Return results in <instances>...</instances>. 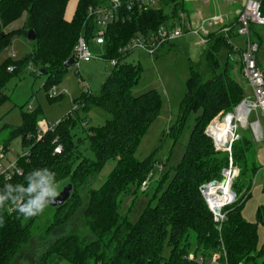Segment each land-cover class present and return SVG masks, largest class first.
<instances>
[{"label":"trees","instance_id":"16d2710c","mask_svg":"<svg viewBox=\"0 0 264 264\" xmlns=\"http://www.w3.org/2000/svg\"><path fill=\"white\" fill-rule=\"evenodd\" d=\"M121 1L124 3L121 17L108 29L104 54L108 60L118 58L119 64L113 67L98 93L85 92L78 100L87 109L98 106L112 116L104 125L88 128L90 148L96 158L91 159L79 150L72 133L77 123L72 114L59 121L54 130L39 136L40 109L23 112V123L10 130L11 138L22 137L27 152L16 162L21 174L10 178L0 174V195L26 202L27 197L20 195L16 184L27 186L26 176L43 168L56 174V182L64 180L65 185L70 182L74 185L71 198L64 205L54 207V220L40 236L46 250L36 264H198L187 259L191 252L207 259L220 253V264H264V241H260L259 235V226H264V204L258 207L255 221L243 215L252 196L254 180L263 167L257 158L255 140L249 134L238 133L239 139L232 145L235 165L240 168L234 183L237 200L227 208L228 218L221 230L201 190L203 185L221 180L223 169L229 165V153L216 150L207 128L218 114L233 112L246 97L240 51L231 43V38L237 35L238 15L231 22L233 28L228 35L215 31L208 36L203 69L194 65L189 68L178 119L166 135L175 142L188 116L192 112L201 113L174 175L166 187L165 180L158 179L152 201L138 221H131L128 213L122 212L124 199L135 196L134 201L137 200L140 192L147 191L142 188L144 182L154 180L159 161L154 155L139 159L136 151L159 114L162 97L154 89L138 96L133 94L142 66L126 62L119 49L134 35L175 25L179 12L187 11L188 7L183 0H161L147 11H134L128 9V0ZM69 2L0 0V53L11 45L16 35L27 38L29 30L37 35L30 54L21 61L9 58L0 64V105L8 99L4 90L12 77L30 64L39 66V72L46 70V88L50 90L57 85L67 73L65 63L73 58L79 36L85 32L88 39L92 37L94 24L87 18L88 9L106 0H79L71 20L66 18ZM24 16L22 27L5 31ZM251 31L261 49L262 33L256 25L251 26ZM225 47L229 55L225 69L219 71V53ZM222 127L223 123H215L210 132L214 134ZM222 135L229 140L224 132ZM58 144L63 147L61 153L55 152ZM4 147L7 150L8 143ZM111 158H117L115 168L99 188H93L94 180ZM9 183L11 191L6 186ZM82 188H87L85 195L80 192ZM9 199L0 206L3 207L0 209V264H12L34 235L36 216L18 215L16 207L8 205ZM83 207L91 237L72 232L49 240L54 228L69 222Z\"/></svg>","mask_w":264,"mask_h":264},{"label":"rangeland","instance_id":"374dc122","mask_svg":"<svg viewBox=\"0 0 264 264\" xmlns=\"http://www.w3.org/2000/svg\"><path fill=\"white\" fill-rule=\"evenodd\" d=\"M76 3L77 0H71L70 9ZM216 3V7L215 4L211 7L209 5L205 7V9H208V14L218 10L233 20L236 15L234 11L240 8L241 1L232 0L233 5L230 4L228 0H218ZM229 18L228 22L230 21L229 23H231L232 21ZM21 22L22 21L19 20L14 23L12 30L19 28ZM178 24H180V21ZM256 28L263 35L262 48L258 53V59L264 67V27L256 26ZM251 35L253 39H256L252 31ZM246 40V36L237 34L231 38V43L238 48H244ZM199 41V36L197 37L193 33H185L180 39L165 45L156 56H150L137 51L131 53L125 59L128 63L140 64L142 66V75L138 84L135 85L132 90L133 94L138 96L154 89L160 93L162 97V105L159 114L143 136L136 151V156L139 159L154 155L157 161H159L154 180L150 182L146 192L139 193L137 200L134 201L135 196H129L124 199L122 205V212L128 213L129 219L133 222L140 219L152 201L155 192V183L159 181L158 179L165 180L164 187L168 185L175 173V166L181 162L184 156L194 122L201 113L200 111L192 112L188 116L183 132L175 142L166 135L168 128L178 119L180 106L186 92V80L189 76L190 66L194 65L197 69H203L204 67V53L208 45L198 44ZM33 49V41L28 40V38L23 35H16L13 37L11 45L0 53V64L4 63L9 58L11 61H21L26 55L30 54ZM91 49L97 57L90 63L83 64L79 72L74 66L68 68L67 73L57 84L60 94L56 97H51L49 94L50 90L44 86L47 80V74L39 72L40 67L35 64L28 65L12 77L4 90L8 99L0 105V148L8 143L7 150H4V154L0 155V173L7 170L11 164L16 163L19 156L26 153L27 147L23 145L22 137L17 136L11 138L10 130L12 127L23 123V112H31L35 109H40V119L42 122L57 123L72 114L73 118L77 121L72 129V133L74 134V140L78 144L79 150L91 159L96 158L90 148L88 128L91 126H102L107 120L111 119L112 116L98 106H92L90 109L85 108L84 105L78 107V104H80L78 100L81 99L85 93L83 85L89 87V92L98 93L110 76L113 66L108 59L99 57L102 55V48L100 46L91 42ZM228 55L229 50L226 47L220 51L219 71L225 69ZM80 80H82V82H80ZM242 81L246 87V95L248 97H253L252 89L247 85L246 80L242 79ZM235 111L236 109L233 112ZM227 114L225 112L218 114L211 121L207 128V132L210 126L215 123H223L224 127ZM257 120L261 122L264 135V114L258 110L252 111L249 117V123L252 124ZM222 129L220 131H214L217 140L219 139V134ZM238 133L249 134L253 140H255L254 142L257 149L261 150V155L264 157V139L260 142L256 141L251 127L246 129L240 127ZM117 162V158H111L106 162L105 166L94 180L92 184L93 188H99L108 179ZM236 180H234V183ZM234 183L233 190L235 191ZM57 184L58 192L60 193L65 187V181L57 182ZM253 186L252 196L248 199L243 210L244 217L249 221H255L258 207L264 204V193L262 191L264 187V167L259 170ZM223 188L226 187H222V189ZM86 189L87 188H82L80 192L85 195ZM235 193L237 194L236 191ZM153 203L155 202L153 201ZM84 207L80 209L69 222L54 228L49 240H55L62 235L72 232L91 237L84 218ZM54 212V208L48 204L42 214L36 215L32 227L34 233L32 240L12 264H36V261L40 258L45 249V242L40 236L54 220ZM259 235L260 241L263 242V225L259 226ZM61 264L70 263L63 262Z\"/></svg>","mask_w":264,"mask_h":264},{"label":"built area","instance_id":"2783aa9c","mask_svg":"<svg viewBox=\"0 0 264 264\" xmlns=\"http://www.w3.org/2000/svg\"><path fill=\"white\" fill-rule=\"evenodd\" d=\"M234 1V0H233ZM240 8L237 10L238 23L236 24V32L239 35L247 37L244 48H238L234 46L236 50L240 51V59L243 65V77L246 80L247 85L252 89L253 97H246L241 104L236 108L235 112L228 113L225 117L228 118L229 114H232L231 118V136L228 140L230 147L223 148L222 142H219L215 136L210 132L211 125L208 134L213 138L216 150H224L229 153V165L223 169L222 179L216 180L217 186H211V182L207 185V190L202 191L203 195L208 203V206L213 213L214 221L217 224L219 230L222 229L224 222L228 218L227 208L235 203L237 200V194L233 190L234 180L240 175V169L235 165L232 156V145L239 139L238 129L240 127L246 129L251 127L256 141H262L264 139L262 125L259 120L254 123H249V117L252 111H261L264 114V67L260 64L258 59V53L260 52V44L256 39L252 38L251 26H264V13L262 11V0H240ZM161 0H128L127 7L129 10L147 11L150 8L156 7ZM121 0H106L105 3L92 5L88 9V19L93 21L94 30L92 37L87 38L85 32H83L77 41L73 56V65L77 68L78 72L80 67L85 63H90L97 56L91 49V42L102 48V55L104 57L105 45L107 42V32L110 26L117 22L121 15L120 9L123 7ZM1 25V21H0ZM233 25L227 21V16L223 14H214L201 21L200 26L197 29H191L190 24L184 25V23H176L175 25L162 26L154 32L148 34L139 33L134 35L128 42H126L119 49L121 57H127L133 52H142L150 56H156L158 52L167 44L176 41L187 31H192L198 34L200 41L198 44H207L208 36L215 31H219L220 34L228 35ZM188 29V30H187ZM111 65L116 67L119 64L118 58L109 59ZM9 70H13V67H9ZM82 82V80H80ZM85 92H89V87L83 85ZM49 94L51 97H56L60 93L57 85H54ZM81 107V104H78ZM244 108L243 116H240L241 110ZM235 121V123H234ZM59 122H40L38 128V134L41 136L49 130H54ZM63 147L58 144L55 148L56 153H61ZM3 147L0 148V155L3 153ZM162 167V166H161ZM21 169L17 166V163L11 164L10 167L0 174H4L7 178L12 177L15 174H21ZM149 181L144 182L143 189L146 190ZM229 187L230 194L228 198L222 203H218L220 198L227 195L221 186ZM189 261L197 262L198 264H220L221 254L214 253L209 259L203 255H198L191 252L187 255ZM242 264V263H240Z\"/></svg>","mask_w":264,"mask_h":264},{"label":"clouds","instance_id":"9594fccd","mask_svg":"<svg viewBox=\"0 0 264 264\" xmlns=\"http://www.w3.org/2000/svg\"><path fill=\"white\" fill-rule=\"evenodd\" d=\"M26 183H18L17 190L21 196H26V202L19 198L9 199L5 195H0V206L9 199V204L15 206L18 215L23 217H33L42 214L48 204L54 202L59 195L56 174L48 168L37 169L26 176ZM12 190V184L6 185ZM3 209V207H0Z\"/></svg>","mask_w":264,"mask_h":264},{"label":"crops","instance_id":"0c3cea01","mask_svg":"<svg viewBox=\"0 0 264 264\" xmlns=\"http://www.w3.org/2000/svg\"><path fill=\"white\" fill-rule=\"evenodd\" d=\"M78 1L79 0H77V3L74 6H72L71 9H70V2H69V5H68L67 11H66V18L68 20H71L73 18L74 13H75V10H76V7H77V4H78ZM183 1L185 2V6H188V9H187V11L186 10L185 11L182 10L181 12H179L178 17H177V19L174 22L175 24L180 21V23H184V25L190 24L191 29L192 28L193 29H197L200 26V23H201V21L203 19L208 18V17L214 15L215 12H216L215 14H223L221 11H218V10L215 11L214 13H209L208 14V12H207L208 9H205V7L207 5H209L211 7L212 5L215 4V7H216L217 6V3L216 2H218V0H183ZM228 1H229L230 4L233 5L234 2L232 3V0H228ZM237 10L234 11V13H236V15H237ZM223 15H226V14H223ZM228 18L229 17L227 16V21H228ZM19 20L22 21L21 24H20V27H22L23 24H24V22H25V16L22 17ZM19 20H17V21H19ZM230 20L233 21L232 19H230ZM16 22H14V23H16ZM14 23H12L8 27H6L5 28V31L12 30V26L14 25ZM186 33H193V32L192 31H190V32L187 31ZM193 34H195V33H193ZM195 35L197 37L199 36L198 34H195ZM178 39H180V38H178ZM259 62H260V60H259ZM260 64H262V63L260 62ZM257 158H258L259 163L264 167V157L261 155V150H259V149H258V156H257Z\"/></svg>","mask_w":264,"mask_h":264},{"label":"water","instance_id":"95a60500","mask_svg":"<svg viewBox=\"0 0 264 264\" xmlns=\"http://www.w3.org/2000/svg\"><path fill=\"white\" fill-rule=\"evenodd\" d=\"M27 38L30 41H35L36 38H37V35H36L35 31L34 30H29L28 35H27ZM73 61H74L73 58H69L66 61V63H65V67L66 68H70L73 65ZM42 72L46 73V70L43 69ZM229 117H232V114H229ZM222 147L223 148L230 147V142H228V141L227 142H224L222 144ZM210 184H211V186H217L218 185V182L216 180H214ZM207 188H208L207 185H203L201 187V190L202 191H205V190H207ZM73 190H74L73 183H71V182L68 183L67 185H65V187L63 188V190L59 193V195L57 196L56 200L54 202L50 203L49 205L51 207H53V208L64 205L71 198V196L73 194Z\"/></svg>","mask_w":264,"mask_h":264},{"label":"bare ground","instance_id":"6f19581e","mask_svg":"<svg viewBox=\"0 0 264 264\" xmlns=\"http://www.w3.org/2000/svg\"><path fill=\"white\" fill-rule=\"evenodd\" d=\"M243 114H244V108L241 110V112H240V116H243ZM231 123H232V121H231V118H230V117H228V118L225 119L224 127H223L221 133L219 134V139H218L219 142H222V143L227 142V140H224V137H223V135H222V132H224V134H225L228 138H230V136H231ZM234 123H235V122H234ZM221 187H226V186L224 185V186H221ZM222 190H223L227 195H225L224 197L220 198V201H219L218 203H222L224 200H226V199L228 198V194H230V193H229V192H230L229 187L223 188Z\"/></svg>","mask_w":264,"mask_h":264}]
</instances>
